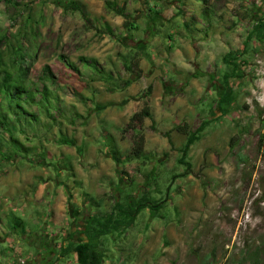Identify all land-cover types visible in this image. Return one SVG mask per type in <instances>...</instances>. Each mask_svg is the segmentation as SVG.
Instances as JSON below:
<instances>
[{"label": "rangeland", "instance_id": "obj_1", "mask_svg": "<svg viewBox=\"0 0 264 264\" xmlns=\"http://www.w3.org/2000/svg\"><path fill=\"white\" fill-rule=\"evenodd\" d=\"M79 1L89 22L56 0H16L17 7L0 0V25L6 31L24 35L31 33L27 28L35 29L34 36H27L32 43L26 48L32 56L30 78L38 82L50 66L66 115L78 114L75 123L61 126L77 140V148L58 145L56 127L49 140L27 143L35 149L27 159L1 163L0 264H75L76 255H59L67 234L74 229L80 233L91 215L110 212L116 197L121 200L128 191L141 196L151 172L162 192L153 196L166 200L164 208L143 210L124 235L104 239L106 264H200L213 250L218 264H225L259 245L264 241V147L259 146L264 136V43L253 28L264 23V0H209L222 15L214 21V34L196 41L184 35L183 19L175 17L188 5L183 0H109L134 17L139 26L134 35L124 31L125 19L107 8V0ZM192 1L200 18L202 1ZM155 11L161 12L162 22L156 27L160 34L153 36L148 30ZM104 27L115 37L100 33ZM62 56L81 69V57L95 59L110 80L79 76ZM226 56H235L239 69L225 84L231 71ZM229 92L235 101L222 115L219 98ZM145 103L152 113L143 130L145 158L119 168L111 153L129 155L135 132L124 129ZM204 121L209 122L206 131L189 155L193 175L171 183L174 175L184 173L177 160L186 140L173 128L187 124L195 130ZM242 128L240 146L231 152L229 141ZM166 132H171L172 144ZM240 147L247 157L241 165L236 157ZM80 239L85 237L73 240ZM44 249L55 252L52 259Z\"/></svg>", "mask_w": 264, "mask_h": 264}, {"label": "trees", "instance_id": "obj_2", "mask_svg": "<svg viewBox=\"0 0 264 264\" xmlns=\"http://www.w3.org/2000/svg\"><path fill=\"white\" fill-rule=\"evenodd\" d=\"M10 6L17 7L19 4L16 0H4ZM202 1V16H197L193 10L194 2L192 0H183L180 3H188L187 7L181 8L176 18H182L184 35L191 41H196L198 38L208 39L214 34V21L219 20V16L213 5L209 0ZM62 8L78 12L81 17L89 22L90 15L79 0H56ZM107 8L114 12L116 15L125 19L123 29L127 33H135L139 31V26L135 22L134 17L128 14L125 6H120L118 2L106 1ZM153 16L149 19V32L151 35L160 34L161 30H156L158 24L162 22L161 12H153ZM39 23V22H38ZM40 25V23L38 24ZM203 26L205 30L200 28ZM254 34L259 42L264 43V23L259 22L254 28ZM31 33L25 32L21 34L22 30H18L15 34H10L3 26L0 25V50L6 46L5 52H0V165L1 163H11L16 157L27 159L35 149L28 147L27 143L38 141L41 143L44 138L49 140L48 134L52 133L56 127H60V136L55 140L58 145L67 146L70 148H77V140L73 137L66 135L61 126L64 123L73 124L76 122L77 113L74 116L68 117L67 107L64 105V100L61 98L58 91L53 89L55 85L54 74L50 66H45L42 75L38 82H34L30 78L31 70V55L27 52L32 43L28 44L27 36H34V28H30ZM157 32V33H156ZM104 35L115 37V32L111 28L104 27ZM29 34V35H28ZM134 35V34H133ZM132 38V36H130ZM169 36L168 38H170ZM197 37V39H196ZM130 39V38H129ZM131 40V39H130ZM30 45V46H29ZM173 48L169 47V51ZM225 57V63L231 67L229 74L224 76L225 84L230 77L235 76L239 66L237 58L234 56ZM7 58V59H5ZM60 60L65 61L67 66L77 73L79 76L90 77L93 82H104L110 80V75L107 74L105 69L100 66L97 60L86 57L80 58V65L82 69L75 64L71 63L69 59L60 57ZM135 64L138 68L139 62ZM141 77V74L138 75ZM128 87L131 82H126ZM152 92V87L148 88L147 95ZM235 101L234 95L229 92L219 98V109L222 115L227 113V106ZM109 105H102L99 110H106ZM57 112L59 115H56ZM43 119L48 121L44 123ZM152 119L150 106L145 103L144 107L131 116L124 132L130 130L135 132L133 139V147L127 156H123L119 151L115 150L111 153L112 160L118 165L119 168L123 167L125 163L132 160H141L145 158L146 137L143 133L145 121ZM34 125L35 128L30 130L26 125ZM209 122L204 121L197 129L192 130L187 124L183 126L178 125L173 128V131L185 137V143L178 149L180 154L177 163L184 167V173L181 175H174L172 177L173 183L179 177H189L193 175L194 170L192 163L189 161V155L192 147L201 141L204 132ZM153 127V126H152ZM155 130V128L153 127ZM244 128H242L237 135H234L229 141V148L234 152L240 146L244 136ZM165 137L171 142V132L164 133ZM54 140V139H53ZM264 147V136L260 139V145ZM14 150L17 151L14 152ZM242 147L236 153L239 165L247 162V157L242 154ZM79 152L82 150L79 148ZM27 156V157H26ZM38 156H43L41 152ZM147 191L143 192L141 196L132 192H127L120 200L116 197L111 207L110 212L101 215H91L84 229L80 232L86 239L83 242H75L73 237L65 240V246L60 250L62 258L71 257L73 254L77 257L78 264H106L107 254L103 248V240L115 235H124L136 222L139 214L148 208L156 212H160L164 208L166 200L156 199L153 194H161L158 185V178L155 172H151L147 176L146 181ZM153 189V190H152ZM99 202V205H102ZM54 264V263H53ZM200 264H218L216 252L206 254L200 261ZM225 264H264V241L254 248H246L241 251L239 258L236 260H229Z\"/></svg>", "mask_w": 264, "mask_h": 264}, {"label": "crops", "instance_id": "obj_3", "mask_svg": "<svg viewBox=\"0 0 264 264\" xmlns=\"http://www.w3.org/2000/svg\"><path fill=\"white\" fill-rule=\"evenodd\" d=\"M211 5H212V4H211ZM221 15H222V14H218L219 17H221ZM73 227H79V226L73 223ZM79 231L81 232L82 230H79ZM77 232H78V231H76L75 229L72 230L70 233L67 234L66 238H70V237L72 236L73 239H74V237L83 236L81 233H77ZM83 241H86V239H80L78 242H83ZM73 258H74L73 261H72V260H71V261L74 262V263L76 264V262H77V257H73Z\"/></svg>", "mask_w": 264, "mask_h": 264}, {"label": "flooded vegetation", "instance_id": "obj_4", "mask_svg": "<svg viewBox=\"0 0 264 264\" xmlns=\"http://www.w3.org/2000/svg\"><path fill=\"white\" fill-rule=\"evenodd\" d=\"M50 247H51V246H50ZM50 247H49V248H50ZM53 250H54V249H53ZM50 251H51V250H50ZM50 251L47 253V252L45 251V249H44V253H46L47 255H50V254H52V256H51V257L49 256V257L52 259V258H53V256L55 255V252H54V251H51V252H50Z\"/></svg>", "mask_w": 264, "mask_h": 264}]
</instances>
